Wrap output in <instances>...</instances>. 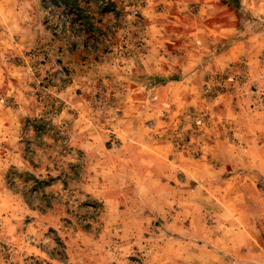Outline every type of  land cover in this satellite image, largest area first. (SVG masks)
Wrapping results in <instances>:
<instances>
[{
	"label": "rangeland",
	"instance_id": "rangeland-1",
	"mask_svg": "<svg viewBox=\"0 0 264 264\" xmlns=\"http://www.w3.org/2000/svg\"><path fill=\"white\" fill-rule=\"evenodd\" d=\"M3 1L26 50L0 60V80L27 82L32 115L14 146L0 136V156L23 160L0 178V264H233L219 251V148H237L225 175L239 177L247 148H264V0ZM196 16L218 19L219 41L161 53L195 52L199 95L185 58L154 76L134 61L149 18L167 36Z\"/></svg>",
	"mask_w": 264,
	"mask_h": 264
},
{
	"label": "crops",
	"instance_id": "crops-1",
	"mask_svg": "<svg viewBox=\"0 0 264 264\" xmlns=\"http://www.w3.org/2000/svg\"><path fill=\"white\" fill-rule=\"evenodd\" d=\"M155 1L157 2L153 6L154 9L157 8L160 2L165 3L164 0ZM174 4V7L178 8L180 6L178 1H175ZM214 7L215 3L208 4L207 6L205 5L206 13ZM149 8L150 6H147L144 9L145 13L150 14V12H146ZM15 10L16 6H13V4L4 3L3 0L0 2V29H2V31L0 30V60L10 56H19L26 50L25 44L15 42V35L10 32V28L8 27L14 24ZM149 19L150 21L147 23L148 27H146L149 33L143 35L142 37L144 38L141 39L145 44V51L139 57H134L135 63L137 65L143 64L145 72L154 76L158 73H165L164 68L158 65L160 62L163 63L168 58H171V61L178 65V62L180 63L181 61L179 58H185L186 60L184 63H181V67L178 65V68L181 74L185 72L188 73V76L192 79L191 81L196 82V85L190 83L188 86L192 88V91L196 92L197 90L199 95V88H201L202 85L200 83L203 81L202 79L207 68L201 66L199 68L198 64L192 60L194 57L196 59L195 52L183 54L175 52L170 48V52L164 51L161 53V50H164L168 45L175 44L176 41L178 43H184L183 40L185 39L189 41L187 44L188 51H191V49L195 47L198 49L200 46H197V44H202L203 49H205L204 46L207 44L217 43L219 41L218 19L209 20V17L204 18L202 16H196L193 20H175L173 25L179 29H173L175 33H170L167 36L160 33L162 26L156 22L155 18L151 17ZM182 22L184 23L183 26ZM177 51L179 50L177 49ZM216 58V60L219 61V55L216 56ZM1 64L4 65L3 61H0V65ZM126 66L129 69L134 67L133 63L130 61L127 62ZM213 67L216 68L219 67V65H214ZM5 69H8V71L11 70L8 65L5 66ZM1 71L3 70L0 67V72ZM13 71L15 72V69H13ZM23 78H25V76H23ZM186 81L185 79H179V81H172V83L164 85L161 88L172 90L183 87V83ZM26 83L25 80H18L14 83H10L9 86H5L3 80H0V92L1 89H3V94H5L4 97L14 106L8 108L0 104V136L5 137L13 132L16 137H11L13 141H10V144L13 146L17 143L16 139L19 136L17 127L19 122L32 115L30 111L32 100L25 91L27 89L25 87ZM4 87H7L6 93ZM198 98L199 97L194 95L192 100L191 96L189 99L190 103L197 105ZM172 99L176 98L172 97ZM81 105L82 104L79 103L77 107L79 109L83 108ZM11 120L14 122L12 126H9L7 123ZM10 129L14 130L11 131ZM119 133L120 134L116 133L118 137L130 138V136L125 134L122 130H119ZM123 141L126 140L123 139ZM236 149L237 148H219V251L223 257L229 258L231 256L233 264H264V225L263 227L256 225L258 222L256 218L257 215L261 218L260 221L264 222V187L259 186H264V148H247L246 151L252 158L242 160L241 164H245L244 167L249 170L245 177L234 175L226 176L225 172L227 168L237 170V165H239V160H237L239 159L237 155L239 152ZM9 154L6 153L0 156V178L6 169L15 163L14 160L17 159L16 161L19 164L23 161L19 156ZM253 201L254 205L258 208V213L254 211L255 209H250V205H248V207L244 205V203L246 204L247 202L251 204ZM244 206L247 207V211H245L246 209ZM243 212L249 213L243 214ZM245 216H248L247 222L244 220ZM7 224L8 220L5 219V225L7 226Z\"/></svg>",
	"mask_w": 264,
	"mask_h": 264
}]
</instances>
